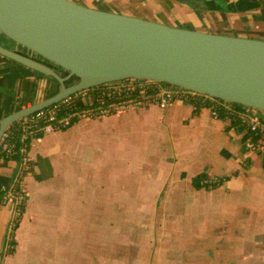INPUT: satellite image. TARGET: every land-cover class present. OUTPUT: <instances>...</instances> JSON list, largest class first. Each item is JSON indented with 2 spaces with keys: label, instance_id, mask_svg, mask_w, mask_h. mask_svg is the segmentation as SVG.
Segmentation results:
<instances>
[{
  "label": "crops",
  "instance_id": "0c3cea01",
  "mask_svg": "<svg viewBox=\"0 0 264 264\" xmlns=\"http://www.w3.org/2000/svg\"><path fill=\"white\" fill-rule=\"evenodd\" d=\"M73 1L88 7L137 16L172 26L183 27L180 24L193 23L195 27L193 29L197 30L264 40V0H187L186 4L181 0ZM131 8L136 12L129 11ZM140 11L148 13L149 16H139L140 14L137 13ZM163 13L171 17L172 23L160 19L158 15L162 17ZM173 15H178L176 16L178 18L183 16L186 21L181 23ZM52 82L34 70L0 56V118L47 97ZM47 83L49 89L46 90L44 86ZM135 116L136 118H132L135 125L130 128L136 129L135 131L143 129L142 125L136 123L137 120L154 121L158 118L164 127L165 137L170 146L167 152H165L166 148L163 150L159 148L152 153L153 157L151 156L150 160L154 166L149 165L145 160L141 164L148 167L146 171L151 176L143 175L146 184L143 187L139 185L142 192H139L138 188L137 192H133L135 193L133 197L128 198L127 210H143L145 213L146 210L154 207V204L157 207L160 204L164 209L172 212L169 224L173 228L176 227L175 232H179V226L183 224V227H186L187 237H195V234L200 236L196 224L202 225L201 229L203 234H206V238L205 240L202 238L199 252L205 256L197 255L196 257L201 259L196 262L197 264H264V152H252L247 159L242 158L245 151L243 140L247 133L245 125L229 115L220 114L218 117H212L206 107L194 109L179 102H173L163 110L154 105L142 107L132 115ZM261 118L264 121V117ZM105 126L104 140L103 137L98 139L97 134L87 142L80 140L73 147L72 171L67 168L57 169L58 166L53 164V161H58L57 159L49 160L47 157L45 159L37 152L33 155L28 154L32 168L23 180L26 201H28L15 230V246L11 253L5 252L6 243H3V233L7 221L10 222L12 217V205L0 201V264H82L85 243H82L81 219L75 212L77 204L75 191L81 183L82 169L84 170L85 166L91 169L90 173L95 167L93 178L96 179L94 175L95 172L97 173L98 162L101 164L105 159L106 166L108 165V148L103 150L104 159H101V162L98 156L102 154H98L97 149L99 142L107 143L108 135L109 137L114 135V132H108L113 130V126L107 124ZM36 137L34 143L37 145L42 142V138ZM83 146L89 148L88 160L85 161L80 155ZM82 161L85 165H82ZM161 167L166 172L164 178L156 172V169L159 170ZM15 169L16 162L12 159L0 165V181L3 188L10 184ZM112 174L113 171L107 170L105 195V208L112 210L110 220L112 225L105 226L110 227V231L109 228L106 230L111 233L119 220L114 218L113 224ZM199 174L221 177V182L214 187L197 188L195 178ZM131 175L132 172H128V181H123L121 184L122 195L126 190L130 193L129 187L135 184L134 181L129 184L131 178L137 177ZM149 177L159 182L157 188L151 187L153 182ZM141 178L138 176V179ZM57 190L58 193H68L67 202L63 199L64 204L60 202L62 206L59 209L61 204L55 207L45 200L48 194ZM134 202L137 203L136 207ZM184 203H186V215L179 218ZM56 209L62 210L53 214V210ZM64 209L66 210L63 211ZM126 216L128 218V212ZM77 218L79 222L76 223ZM141 219L130 218L126 223L122 219V222L133 228L136 223L140 225ZM226 225L234 227L230 233L225 228ZM136 231L137 228L132 229V232L136 233ZM210 232L211 236H209ZM101 238L99 236L95 242L102 240ZM50 239L54 243L50 249H46L45 240ZM113 239H110V242ZM106 241L108 242L107 238ZM180 241L166 250L172 258L185 255L182 237ZM92 245L94 246L93 242ZM152 249L154 248L151 247L150 250L153 251ZM92 252L91 249L90 254L84 253L92 260ZM211 258H214L215 262H211ZM146 259L149 260L148 256ZM179 264L185 263L180 261Z\"/></svg>",
  "mask_w": 264,
  "mask_h": 264
},
{
  "label": "water",
  "instance_id": "95a60500",
  "mask_svg": "<svg viewBox=\"0 0 264 264\" xmlns=\"http://www.w3.org/2000/svg\"><path fill=\"white\" fill-rule=\"evenodd\" d=\"M0 33L25 49L0 44V55L59 84L52 95L1 117L0 137L14 121L80 89L130 77L264 111L262 39L172 26L73 0H0Z\"/></svg>",
  "mask_w": 264,
  "mask_h": 264
},
{
  "label": "rangeland",
  "instance_id": "374dc122",
  "mask_svg": "<svg viewBox=\"0 0 264 264\" xmlns=\"http://www.w3.org/2000/svg\"><path fill=\"white\" fill-rule=\"evenodd\" d=\"M129 11L136 12L132 8ZM137 14H140L139 16L143 17L149 16L148 13L142 11ZM161 15L162 17L160 15L158 16L163 22L172 23L171 17L166 13H163ZM176 16L178 15H175L174 17L179 20V22L183 23L186 21L185 17L181 16L180 18H178ZM217 20L219 19L217 18ZM190 24L191 25L185 23L184 25H180L185 28H195L193 23ZM0 44L9 48H17L25 51L24 48L16 45L12 40L5 37L2 33H0ZM44 89H49L48 83L45 84ZM154 106L161 109L157 104H154ZM141 108L142 107H138L136 109L129 108L119 111L118 114H116L115 112L96 118L85 116L74 122L66 129L51 132L47 136H44L45 134L39 136L40 139L42 138V142L37 145L36 143H34V140L37 137L31 139L29 143L28 154L30 153L31 155H33L34 152H37L45 157V159H57L58 161H53V164L55 166H58L57 169L61 170L67 168L68 170L72 171V169L74 168V162L72 160L73 147L80 140L87 142L88 140L93 139L97 134L98 139L103 137L104 140L106 134L105 124H107L108 126H113V130L108 132H114V135H112L111 137H109L108 135L107 143L99 142L97 148L98 154H102L104 152L103 150H106V148H108V165L106 166V161L103 156L104 153L101 156L99 155L98 160L101 162V159H104V161L101 164L98 162L97 173L95 172L94 175L96 176V179L95 177L93 178V171L95 170V167H93V170L90 173L91 169L85 166V169H82L81 183L77 186V189L75 191V195L77 198V204L75 203V212L76 216L80 217L81 219V235L83 236L82 243H85L83 245L82 264H147V261L149 262V264H179L180 261L184 262L185 264H197L196 262L201 261V259L196 256L199 254H201V256H205L201 252H199V249L201 247L200 245L202 244V238H204V240L206 238V234H203V229H201L202 225L198 226L196 224V226L198 227L197 229L199 230L198 233L201 237L196 234L195 237H187L186 227H183V224H180L179 232H175L176 227L173 228L169 224V219L172 212H170V210L168 209H164L160 204L158 205V207L154 204V207L146 210L145 213L143 210H127L128 198H132V195L135 194L133 192H137L138 188L140 189L139 192H142L139 185L143 187L144 184H146L143 175L151 176L146 171L148 167L141 166V164L145 160L149 165L154 166V164H152L150 160L151 156L153 155L152 153L159 150V148L162 150L166 148L165 152H167V149L169 148L168 146H170L168 145L165 137L166 132L164 130V127L159 122L158 118H156L154 121H151L150 119L143 122L141 121V119L137 120L136 123L138 125H142L143 129L137 131H135L136 129H130L135 125V122L132 118H136V116L132 117V115H135V111L137 109L140 110ZM257 111L260 116L264 117V111ZM114 123H117L116 125L118 126L114 125ZM88 149L89 148L84 146L80 149V155L83 161L88 160ZM48 162L50 163V161ZM83 164L84 162L82 163V165ZM88 164L89 163L87 162V165ZM99 164L101 166H99ZM129 168L132 170H128ZM163 169L164 168L162 167L159 170L156 169L157 175L161 176L162 178H164L166 173ZM107 170L113 171V224L115 223L114 218L119 219L117 221V224H115L112 233L107 232L106 229L109 228L110 231V227L105 226L108 224L109 226L112 225L110 224L112 222L110 221L112 210L110 208H105V195L107 194ZM128 172H132V177H137L136 179L131 178V180L129 181V184H131V181L135 182L134 186L129 187L130 193H127L128 190H126V192L122 195L121 184H123V181H128ZM89 175H92V177H90ZM138 176H141L142 178L138 179ZM150 180L153 182V185H151V187L156 186L157 188V183L159 182L153 178H150ZM67 198L68 193H58L57 190V192L54 191V193L48 194V197L45 200L50 202L55 207H58V205L61 204L60 202L64 204L63 199L67 202ZM27 201L25 202L24 210ZM135 202L134 206L136 207L137 203ZM62 204L59 205L58 209L60 208V206H62ZM131 205L132 204H130V206ZM120 206H122V208ZM185 206L186 203L183 204L184 209L182 210V213H179V218L181 216L185 217ZM58 209L53 210V214H57L59 211L61 212L62 209ZM24 210L22 212V216L24 214ZM65 210L66 209H64L63 211ZM127 212L129 215L128 218L126 216ZM96 218L98 219L99 223ZM130 218L134 220H136L137 218H142L140 221V225H137L136 223L137 226H133V228H137L136 233L132 232L133 228L128 227L127 224L124 225L122 222V219H124V222L126 223ZM11 221L12 217L10 219V222L8 220L6 223L5 231L3 233V243H6L9 231L8 227H10ZM142 221H144V223H141ZM77 222H79V218L76 219V223ZM225 228L230 233L234 227L231 225H226ZM129 230L130 232H128ZM99 236L102 237V240L99 239L95 242L96 238H98ZM209 236H211V232ZM180 237H182V245L184 246L183 249L185 255L183 257L172 258L169 255V251L166 252V250L168 248H171L175 243L177 244L180 241ZM106 238L108 239V242L106 241ZM112 238L114 239L110 242V239ZM186 238H188V240H186ZM92 242L94 243V246L92 245ZM53 243L54 241H52L51 239L45 240L44 246L46 247V249H50ZM151 247L154 248L152 249L153 251L150 250ZM91 249L93 251L92 260L86 253H84L87 252L90 254ZM45 251L49 253L48 250ZM191 252L193 254H191ZM192 255L194 256L191 257ZM146 256H148L149 260L146 259ZM151 257L153 258L150 259ZM41 259L44 262V259ZM78 260L79 259H77L76 262H78ZM84 260L87 261L85 262ZM211 260V262H215L214 258H211Z\"/></svg>",
  "mask_w": 264,
  "mask_h": 264
},
{
  "label": "built area",
  "instance_id": "2783aa9c",
  "mask_svg": "<svg viewBox=\"0 0 264 264\" xmlns=\"http://www.w3.org/2000/svg\"><path fill=\"white\" fill-rule=\"evenodd\" d=\"M173 102L187 104L194 109L206 107L212 117H218L222 112L244 124L249 134L243 140V159H247L249 153L264 152V121L255 108L235 105L193 89L156 80L130 77L108 81L80 89L57 103L19 118L5 128L0 137V161L2 158H11L16 162L10 184L2 187L3 203L12 205V217L15 207L26 201L24 184L17 188L16 183L19 175L29 169L31 159L28 146L31 139L66 129L85 116L102 117L121 110L154 104L165 109ZM217 180L218 177L206 175L200 182L202 185H209Z\"/></svg>",
  "mask_w": 264,
  "mask_h": 264
},
{
  "label": "trees",
  "instance_id": "16d2710c",
  "mask_svg": "<svg viewBox=\"0 0 264 264\" xmlns=\"http://www.w3.org/2000/svg\"><path fill=\"white\" fill-rule=\"evenodd\" d=\"M190 28V27H188ZM1 57H4L2 55H0ZM6 58V57H4ZM11 60V59H10ZM13 61V60H12ZM16 62V61H14ZM17 63V62H16ZM36 73H39L37 71H35ZM41 74V73H39ZM43 75V74H41ZM45 76V75H43ZM47 77V76H45ZM49 80L53 81L50 85V92H48L49 95H52L53 93L57 92L58 88H59V84L53 80L52 78L50 77H47ZM71 83V82H69ZM48 95V96H49ZM40 100V99H39ZM235 105H237V103H235ZM220 114H224L222 112H220ZM219 114V115H220ZM249 133H246L244 135V138L248 135ZM11 158H2V161H0V165H2L3 163L7 162L8 160H10ZM1 160V159H0ZM32 168V161L30 160L29 162V169L27 171H24L22 172L20 175H19V178H18V182L16 183V187L18 188L21 184H23V180H24V176L26 175V173ZM206 175L205 174H199L197 175V177L195 178V181H196V187L197 188H201V187H204V188H210V187H214L216 186L217 184H219L221 182V177H218V180L209 184V185H202L201 184V179L205 178ZM3 196H4V192L2 190V185H1V181H0V201L3 202ZM24 205L25 203L21 204V205H18L15 207V211H14V214H13V217H12V225L10 226L9 228V231H8V236H7V240H6V245H5V252L6 253H11L14 249V246H15V230L22 218V212L24 210Z\"/></svg>",
  "mask_w": 264,
  "mask_h": 264
}]
</instances>
